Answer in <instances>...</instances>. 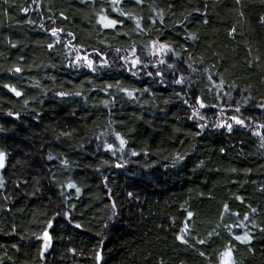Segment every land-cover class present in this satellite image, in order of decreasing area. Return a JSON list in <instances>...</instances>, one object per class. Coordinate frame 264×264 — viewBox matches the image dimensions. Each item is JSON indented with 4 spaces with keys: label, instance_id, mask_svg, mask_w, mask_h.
<instances>
[{
    "label": "trees",
    "instance_id": "1",
    "mask_svg": "<svg viewBox=\"0 0 264 264\" xmlns=\"http://www.w3.org/2000/svg\"><path fill=\"white\" fill-rule=\"evenodd\" d=\"M262 18L264 0H0V264H264ZM227 109L245 126L219 127Z\"/></svg>",
    "mask_w": 264,
    "mask_h": 264
},
{
    "label": "snow or ice",
    "instance_id": "2",
    "mask_svg": "<svg viewBox=\"0 0 264 264\" xmlns=\"http://www.w3.org/2000/svg\"><path fill=\"white\" fill-rule=\"evenodd\" d=\"M111 2H112V4L115 6V5L119 4V3L121 2V0H111ZM136 3H137V4L142 3V0H136ZM113 10H117V9L114 7ZM120 15H124V13H123V12H120ZM262 22H264V18H262ZM98 23H101L102 26H103L104 28H115L116 25H117V23H118V21L115 20V19H109L106 15H101V16H100V19H99V21H98ZM136 26H137V28H140V24H139V23H137ZM56 31H57L56 29H53V30H52V34L55 35V34H56ZM69 35H71V34H69ZM49 47H52V46L49 45ZM160 48H161V49H164V48H165V45L161 44V45H160ZM117 51H119V49H117ZM80 59H84V60H86V62H87V66L89 67V69H93V67H94V62H93L92 60L88 59L87 57H83V58H81V57L78 56V57H77V61H79ZM138 63H139V60H138V59H133V60L130 61V65H131L132 67L136 66ZM160 63H164V61L161 60ZM170 67H171V65H170ZM19 70H20V69H16V71H19ZM133 74H135V73H133ZM157 74L159 75V73H157ZM180 82H181L180 80H177V81H176V83H180ZM12 90L15 91L14 89H12ZM15 94H16L17 96H20V95H21L20 92H15ZM61 95H63V94H61ZM128 95L131 96V95H132L131 92H129ZM198 102H199V101H198ZM201 107H204V105H203L202 103H201ZM236 111L239 112L240 109L237 108ZM233 119L235 120V122H236L237 124H243V120H241V119H239V118H236V117H233ZM218 126H219V127H225V126H226V127L229 129V131L232 130V125H231V124H227V125L221 124V125H218ZM117 139L120 140V144H121V146H123V144L125 143V141H124L123 139H121L119 136H117ZM133 155H136V153H133ZM3 159H4L3 154L0 153V166H2ZM49 159H51V157H49ZM117 167H120V165H117ZM68 187L71 188V187H74V185L69 184ZM77 192H79V189H77ZM129 195L131 196V193H129ZM227 211H228V206L225 205V212H227ZM188 215H189V217H191V216H192V213L189 212ZM222 219H223V217H222ZM246 219H247V217H246ZM49 227H51V224L49 225ZM76 227L79 228V227H81V225L77 224ZM44 239H45L46 241L49 240V235H48L47 232L44 233ZM178 239H180L182 243L185 242L184 239H183V237H178ZM235 239H237V240H239V241H241V242H244L245 240L248 239V237H247V235H245L244 237L236 236ZM202 242H203V241H201V243H202ZM46 246H47V245H46ZM97 259H98V260L100 259L99 254H97Z\"/></svg>",
    "mask_w": 264,
    "mask_h": 264
},
{
    "label": "rangeland",
    "instance_id": "3",
    "mask_svg": "<svg viewBox=\"0 0 264 264\" xmlns=\"http://www.w3.org/2000/svg\"><path fill=\"white\" fill-rule=\"evenodd\" d=\"M152 52L154 53L153 54L154 56H157L160 60H162L163 58H166L169 55L170 51L166 47L164 49H161L160 45H153L152 46ZM83 62H84L83 64L89 69V67L87 66L86 60H83ZM90 70H93V69H90ZM221 111H222V109L220 110V114H221ZM228 111L229 112H223V114H222L223 118H222V121L219 123V125H221V124H224V125L231 124L232 127H235V126L244 127L245 126L244 123L243 124H237L235 122L233 117L238 118V115L237 114H233V110L229 109ZM2 164L4 165V159H3V163ZM49 246H50L49 240L46 241L44 239V237H43V249H42L43 252H46L48 250Z\"/></svg>",
    "mask_w": 264,
    "mask_h": 264
}]
</instances>
